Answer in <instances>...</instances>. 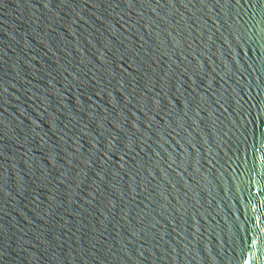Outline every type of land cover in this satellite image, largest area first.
Returning <instances> with one entry per match:
<instances>
[{
    "label": "water",
    "instance_id": "95a60500",
    "mask_svg": "<svg viewBox=\"0 0 264 264\" xmlns=\"http://www.w3.org/2000/svg\"><path fill=\"white\" fill-rule=\"evenodd\" d=\"M0 264H264V0H0Z\"/></svg>",
    "mask_w": 264,
    "mask_h": 264
}]
</instances>
